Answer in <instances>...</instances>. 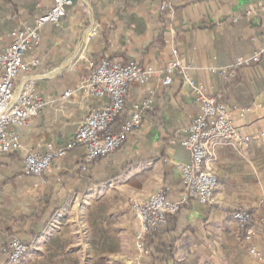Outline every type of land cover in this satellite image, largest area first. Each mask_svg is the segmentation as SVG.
Wrapping results in <instances>:
<instances>
[{"label": "crops", "instance_id": "1", "mask_svg": "<svg viewBox=\"0 0 264 264\" xmlns=\"http://www.w3.org/2000/svg\"><path fill=\"white\" fill-rule=\"evenodd\" d=\"M164 1L74 0L58 25L39 30L38 44L26 59L36 57L40 66L25 76L34 78L43 106L27 126L13 129L23 148L0 155V213L16 219L4 229L10 227L12 238L30 249L18 264H151L140 253L122 252L138 229L127 206L163 189L170 199L180 194L177 165L190 162L181 141L196 113L186 79L233 108L242 142L215 145L208 161L218 177L213 201H192L181 209L176 250L166 264H259L232 214L254 209L264 197V55L227 81L217 69L263 51L264 0H169L172 9L163 23ZM52 5L53 0H0V46H9L12 33L33 27ZM90 28L98 30L93 38ZM174 51L185 71L173 72L171 83L163 86ZM103 58L152 70L145 85L129 87L121 115L126 119L133 104L150 92L151 110L107 157L85 164L83 147L76 146L41 176L23 175L26 153L43 154L48 143L64 147L85 117L100 108L84 80L91 64ZM69 222L83 228L75 242L54 236ZM259 236L255 245L264 249V233ZM0 264L10 263L1 255Z\"/></svg>", "mask_w": 264, "mask_h": 264}, {"label": "built area", "instance_id": "2", "mask_svg": "<svg viewBox=\"0 0 264 264\" xmlns=\"http://www.w3.org/2000/svg\"><path fill=\"white\" fill-rule=\"evenodd\" d=\"M74 0H53V5L45 14L34 21L33 27L17 30L12 33L9 46H0V155H8L20 151L23 147L14 128L27 126L28 121L36 117L43 106L41 98L35 91L34 78L25 76L40 66V60L33 57L26 59L28 51L38 44L39 30L46 25H58L67 15V10ZM170 6L165 0L163 8ZM237 18L234 19V22ZM97 34V28L89 29V37ZM175 59L168 63L166 76L161 80L163 86L171 83V75L178 71L184 73L183 67L174 51ZM263 51L254 53L247 59L239 58L235 63L217 69L218 74L229 80L235 76L237 68L258 63ZM152 70L130 62L126 65L111 63L100 59L91 64V71L84 80L90 95L101 103L100 108L93 110L81 122L76 134L62 148L48 143L43 154L28 152L22 160V174L27 176H41L58 158L76 146L83 147V163L103 159L116 151L122 144L126 134L139 127L143 114L153 106V93L133 104L130 113L117 132L112 131L115 119L125 108V100L131 85H145L151 77ZM23 76L21 82L16 83L18 77ZM196 105V113L191 123L185 128L186 138L181 141L182 147L189 153L190 162L177 165L180 172L181 191L177 199L168 197V190L163 189L148 201L130 203V210L140 223L141 234L138 236L139 248L146 232L162 228L168 217L177 215L182 207L195 201L208 204L217 189L218 178L208 166V161L215 145L219 142L240 144L242 136L236 129L232 117V107L217 100L213 96L203 93L201 87L186 79ZM69 91L63 93L68 97ZM258 226L264 228V199L259 201L256 210ZM258 216V215H257ZM239 226L244 229V239L248 243L249 253L260 262H264V249H257L252 239L258 237L255 227L250 221V214L245 211L236 212L232 216ZM140 249V250H141ZM143 251V250H141ZM28 256V246L18 237L8 242L7 250L3 254V263L17 264Z\"/></svg>", "mask_w": 264, "mask_h": 264}, {"label": "trees", "instance_id": "3", "mask_svg": "<svg viewBox=\"0 0 264 264\" xmlns=\"http://www.w3.org/2000/svg\"><path fill=\"white\" fill-rule=\"evenodd\" d=\"M172 7L167 6L163 8L161 12V21L165 22V17L168 16L169 12L171 11ZM235 63V62H234ZM257 64V63H254ZM252 63H249L248 65L244 66H252ZM238 69V68H237ZM237 69L235 71V75L237 72ZM235 82V81H234ZM233 82V83H234ZM124 116L120 115L118 116L114 123H117L113 127V132H117L119 130V127L124 121ZM249 214L252 213V211L248 212ZM2 217L6 218L2 212L0 213V231L6 236L2 237L0 239V256L4 254V252L7 250L8 242L12 239V231L10 227L7 229H4L6 224H14L16 219L14 217H7V219H3ZM176 230H177V222L176 217H168L166 224L159 229H156L152 232H149L145 235L144 238V249L147 252V257L149 258V261L151 264L154 262H157L158 264H166L167 259H171L175 253V242L177 240L176 237ZM30 241H33L35 238V235L31 231L30 233ZM241 235H243V232L241 231Z\"/></svg>", "mask_w": 264, "mask_h": 264}, {"label": "rangeland", "instance_id": "4", "mask_svg": "<svg viewBox=\"0 0 264 264\" xmlns=\"http://www.w3.org/2000/svg\"><path fill=\"white\" fill-rule=\"evenodd\" d=\"M86 15H90L89 14V12L86 14ZM91 29H93V28H91ZM96 29V28H95ZM88 31H89V29H88ZM98 31V30H97ZM235 77V76H234ZM216 98V97H215ZM217 100H220V101H223L224 102V100H222L221 98H216ZM226 103V102H225ZM229 105V104H228ZM230 106V105H229ZM212 171V170H211ZM213 172V171H212ZM214 173V172H213ZM215 174V173H214ZM216 175V174H215ZM217 176V175H216ZM218 178V177H217ZM161 191V190H160ZM155 195V194H154ZM154 195H152V196H154ZM152 196H150L148 199H145V200H140V199H138V198H134V199H131L129 202H128V206H127V209L129 210V212L131 213V215L133 216V220L134 221H136V223L138 224V229H136V231H135V236H134V241L133 242H130V244L132 243V248H131V246L129 247V242H127V244L123 247V250H122V252H124L125 253V255H129V254H132V253H134V252H136V253H140V254H142V256H146L147 257V252H146V250L144 249V246H143V243H144V238H145V235L147 234V233H149V232H146L145 234H144V236H143V240L141 241V244H142V249L141 248H139V240H138V236H139V234H141V230H140V223H139V221H138V219H137V217L132 213V211L130 210V203L132 202V201H137V202H145V201H148ZM214 197V196H213ZM263 199H264V197H263ZM213 201V198H212V200L209 202V203H211ZM208 203V204H209ZM259 205V203L256 205V207L254 208V209H239V210H236L233 214H232V216L236 213V212H240V211H245V212H249V211H252V213L250 214V221H251V223L253 224V227H255V229H256V231H257V233H260L261 231L264 233V228H262L261 226H258V221H257V217H259V215L260 214H258V213H256L257 211V206ZM185 206H187V205H185ZM184 206V207H185ZM184 207H182V208H184ZM181 211V210H180ZM179 214V213H178ZM177 214V215H178ZM177 215H175L174 217H177ZM258 215V216H257ZM172 218V217H171ZM233 219V218H232ZM235 221V220H234ZM70 223V224H69ZM68 224H67V226H59L58 227V232H57V235H54V236H57V237H60V238H63V239H70V240H72V241H76V238L78 239V235H80V234H83V231H82V227L79 225V224H73L72 222H69ZM72 223V224H71ZM68 225H70V226H68ZM239 225V224H238ZM240 230L243 232V235H242V240H243V242L248 246V243L246 242V240L244 239V229H242L241 227H240ZM77 233H78V235H77ZM77 235V236H76ZM258 237H260V236H258ZM258 237H255L254 239H252V241H251V243L257 248V249H259V250H262V249H260V248H258L256 245H255V239H257ZM69 240V241H70ZM61 248H63L62 246H61ZM143 250V251H141V250ZM29 253H30V249L28 248V255H29ZM32 253V252H31ZM250 254V253H249ZM251 255V254H250ZM251 257L253 258V259H255L257 262H259V264H264V262H260V261H258L256 258H254L252 255H251ZM25 261V260H24ZM24 261H20L21 263H23ZM19 262V263H20ZM18 264V263H17Z\"/></svg>", "mask_w": 264, "mask_h": 264}]
</instances>
